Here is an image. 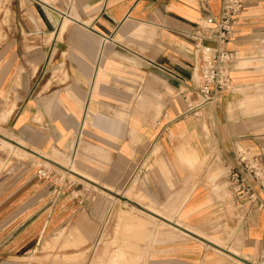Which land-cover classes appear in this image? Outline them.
<instances>
[{"label": "crops", "instance_id": "1", "mask_svg": "<svg viewBox=\"0 0 264 264\" xmlns=\"http://www.w3.org/2000/svg\"><path fill=\"white\" fill-rule=\"evenodd\" d=\"M243 2L232 37L197 50L220 0H0V138L99 185L0 169V264H89L88 246L95 264H264V189L229 183L240 151L264 162V0ZM220 50L231 86L204 102Z\"/></svg>", "mask_w": 264, "mask_h": 264}, {"label": "built area", "instance_id": "2", "mask_svg": "<svg viewBox=\"0 0 264 264\" xmlns=\"http://www.w3.org/2000/svg\"><path fill=\"white\" fill-rule=\"evenodd\" d=\"M220 3L219 15L211 18L214 27L212 29L197 28L192 33L197 50L202 48L201 40L203 39L217 38L225 42L232 37L237 17L244 10V2L243 0H220ZM236 59L237 53L234 50H220L212 57L202 58L197 82L204 102L213 100L231 86L230 67ZM229 183L235 191L247 194L254 199L253 185L258 184L264 189V162L257 155L240 151L237 155V166L229 174Z\"/></svg>", "mask_w": 264, "mask_h": 264}, {"label": "rangeland", "instance_id": "3", "mask_svg": "<svg viewBox=\"0 0 264 264\" xmlns=\"http://www.w3.org/2000/svg\"><path fill=\"white\" fill-rule=\"evenodd\" d=\"M9 10V5H8V9ZM4 119H6L7 117H3ZM1 118V119H3ZM0 133L5 134L9 137H13V135L10 134V132L8 131V129L1 127L0 124ZM0 149L5 151L6 154V159L1 162L0 164V169L1 171H8L11 170L16 162L22 161L24 163V165L27 164L28 160H30L32 158V162H33V166L34 168H39L41 170V172H45L46 174L49 175V179L51 182H53V184L56 185H77V184H84V185H90V182H86L84 179H80V177L75 176L69 172H67V170H65L64 168L52 163V162H47L45 161V159L35 156L31 153H28L27 151H24L22 149H20L19 147H15L14 144H9V142L4 141L0 138ZM14 145V146H13ZM6 146V149H5ZM16 148V149H15ZM45 156L48 157H53L56 158L59 162L67 165L68 167L71 166L72 162H71V158H66L64 155H62L61 153L54 151V152H50V153H44ZM98 191H100L99 189H96ZM101 192V191H100ZM123 193V192H122ZM122 195H128V193H123ZM110 198L116 202H118V204H124L125 206H130L129 203L124 202L122 199H119L117 197H113L111 195ZM119 207V206H118ZM131 210L137 212V213H141V214H145L143 211L132 207L131 206ZM119 212L121 211V207L118 208ZM152 220L156 223H159L163 226H166L164 223L158 221L157 219H153ZM79 242H72L71 246L73 249H77ZM94 247H90L88 246V252L87 253H77L75 254L76 259L78 260L80 258L81 255H83L84 259H87V261L89 262V264H95V258L96 256L99 254ZM98 253V254H97ZM117 258V257H116ZM119 260L123 261V259L125 260L126 258H123L122 255L121 257H118ZM141 258L140 257H136L135 261L136 263L140 262ZM118 261V260H115ZM120 261V262H121ZM110 263V258L109 261Z\"/></svg>", "mask_w": 264, "mask_h": 264}, {"label": "water", "instance_id": "4", "mask_svg": "<svg viewBox=\"0 0 264 264\" xmlns=\"http://www.w3.org/2000/svg\"><path fill=\"white\" fill-rule=\"evenodd\" d=\"M18 145H19V144H18ZM20 146H21V145H20ZM21 147H23L24 149H27V148H25L24 146H21ZM30 152L33 153V154H35V155H37L38 157H41V158H43V159H45V160H47V161H49V162H52V163H54V164H56V165H58V166L64 168L65 170H67V171H69V172H72V173L75 174L76 176H78V177H80V178H82V179H84V180H86V181H88V182H90V183H93V184H95V185H98V184H96L95 182L89 180L88 178H85L84 176L80 175L79 173H77V172H75V171H72V170H70L69 168H67V167H65V166H62L61 164H59L58 162H55L54 160H51V159L48 158L47 156H44V155H42V154H39V153L34 152V151H31V150H30ZM98 186H99V185H98ZM107 191H109V190H107ZM114 195L123 198V196H121V195H119V194H115V193H114ZM124 199L127 200V198H124ZM146 211H148V210H146ZM148 212L151 213V214H153V215H156V214H154L153 212H150V211H148ZM156 216H157V215H156Z\"/></svg>", "mask_w": 264, "mask_h": 264}, {"label": "bare ground", "instance_id": "5", "mask_svg": "<svg viewBox=\"0 0 264 264\" xmlns=\"http://www.w3.org/2000/svg\"><path fill=\"white\" fill-rule=\"evenodd\" d=\"M4 119V118H3ZM9 144H11V143H9ZM23 144V143H22ZM14 146V145H13ZM16 147V146H15ZM16 149V148H15ZM21 149V148H20ZM22 150H24V149H22ZM24 151H26V150H24ZM48 157V156H47ZM48 158H50L51 160H54L55 162H58L59 164H61L62 166H65V167H67V168H69L70 170H72L70 167H68L67 165H65V164H63V163H61V162H59L56 158H53V157H48ZM45 161H47V160H45ZM47 162H49V161H47ZM50 163V162H49ZM72 171H75L76 172V170H72ZM67 172H69V171H67ZM216 172V171H215ZM69 173H71V174H73L72 172H69ZM214 173V172H213ZM216 174V173H215ZM73 175H75V174H73ZM76 176V175H75ZM87 177H89V176H87ZM211 178V177H210ZM217 178V177H216ZM81 179V178H80ZM87 182V181H86ZM213 183V182H212ZM133 188V187H132ZM136 201V200H135ZM142 203V202H141ZM147 207H149V206H147ZM151 207V206H150ZM151 209V208H150ZM154 209V208H153ZM153 209H151V210H153ZM157 211V210H156ZM155 211V212H156ZM159 211V210H158ZM160 212V211H159ZM159 212H157V213H159ZM148 214V213H147ZM159 215H160V213H159ZM168 215V214H167ZM151 216V215H150ZM170 216V215H169ZM172 217V216H171ZM172 219V218H171ZM174 229V228H173ZM151 237V236H150Z\"/></svg>", "mask_w": 264, "mask_h": 264}]
</instances>
